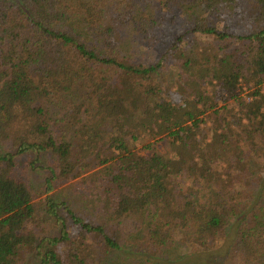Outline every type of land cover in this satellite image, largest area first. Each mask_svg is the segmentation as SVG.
I'll return each mask as SVG.
<instances>
[{
	"label": "trees",
	"instance_id": "1",
	"mask_svg": "<svg viewBox=\"0 0 264 264\" xmlns=\"http://www.w3.org/2000/svg\"><path fill=\"white\" fill-rule=\"evenodd\" d=\"M29 254L264 264V0H0V264Z\"/></svg>",
	"mask_w": 264,
	"mask_h": 264
},
{
	"label": "rangeland",
	"instance_id": "2",
	"mask_svg": "<svg viewBox=\"0 0 264 264\" xmlns=\"http://www.w3.org/2000/svg\"><path fill=\"white\" fill-rule=\"evenodd\" d=\"M174 31H176V28L174 27H170L166 30V32L159 34L158 36L153 37V39H151V42H145L144 40H140L139 44L142 45L141 48L136 47V49L139 51L137 58H139V61L143 62V63H152L153 61L156 60V58H158L162 51L165 50V48L169 45L170 41L168 40V38L171 36V41L174 39ZM135 49V51H136ZM172 91H174V93L172 94L175 98L180 97L179 92L176 88H172ZM240 95L243 96L246 100V102L251 101V96L248 94V91L244 88L241 87L240 89ZM52 112L54 114H58V117H62L65 113V110H58L56 108L52 109ZM148 143L154 142L155 140H151V138L146 137L145 138ZM140 145L137 147L139 148ZM154 148L161 154H167L168 152H170V147L167 145L166 142L164 141H159V142H155ZM142 154V152H140ZM30 178L28 179V183L30 185V187L32 189H34L35 191H37V193L41 194L42 191V184H43V180L45 177V173L44 172H37V173H31L30 174ZM75 181V180H73ZM71 181V182H73ZM70 183V182H69ZM69 183H67L66 185H63L61 187H58L56 192H55V196L57 198H59V200L62 199H69L72 201V199H74L75 197H77L78 203L75 205V207L77 209H81V211L86 212V214L90 215L93 214V198L91 199V195H92V191H91V195L89 196L87 194V199L83 200L84 196H76V194L74 192H72L70 189H68V185ZM86 189H88L86 187ZM40 194H38L35 198H34V203L36 205V209H37V215L38 217H42L43 216V205L40 202V200L43 198V196H41ZM125 256V254L123 255ZM26 262L28 264H36L35 259L33 258V254H29ZM126 262V260H125Z\"/></svg>",
	"mask_w": 264,
	"mask_h": 264
}]
</instances>
